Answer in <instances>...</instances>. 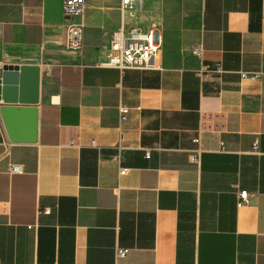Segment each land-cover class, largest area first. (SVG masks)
<instances>
[{"label":"crops","instance_id":"crops-1","mask_svg":"<svg viewBox=\"0 0 264 264\" xmlns=\"http://www.w3.org/2000/svg\"><path fill=\"white\" fill-rule=\"evenodd\" d=\"M124 12L86 0L72 51L62 0H0V66L40 67L0 101V264H264V0H145L152 69L104 64Z\"/></svg>","mask_w":264,"mask_h":264},{"label":"built area","instance_id":"built-area-1","mask_svg":"<svg viewBox=\"0 0 264 264\" xmlns=\"http://www.w3.org/2000/svg\"><path fill=\"white\" fill-rule=\"evenodd\" d=\"M123 11H129L133 16L144 8L145 0H119ZM86 0H62V10L70 21L65 26V46L68 50L77 51L83 47V31L85 22L83 15L85 12ZM163 39L157 25H151L143 28L140 25H132L122 20L120 27L108 33L107 59L106 66L116 67L121 70L125 68H145L152 69L156 65L152 62L162 49ZM193 52L199 57L203 54V46L201 44L193 47ZM215 72L221 73L222 68L217 67ZM243 77H248V73H242ZM252 77L259 78L260 73H252ZM121 120L127 119L129 112L128 107L121 106ZM255 144V148H256ZM124 147L119 145L117 153L113 159L117 163L122 162ZM192 160H198V154H192ZM10 171L13 173L21 172V167L17 164H10ZM128 168L120 165L119 174L127 173ZM250 196L247 190L238 192V206L248 203ZM45 212H49L48 209ZM127 249H118L117 257H124Z\"/></svg>","mask_w":264,"mask_h":264},{"label":"water","instance_id":"water-1","mask_svg":"<svg viewBox=\"0 0 264 264\" xmlns=\"http://www.w3.org/2000/svg\"><path fill=\"white\" fill-rule=\"evenodd\" d=\"M39 87L38 65L4 64L0 68V101L35 104L39 98Z\"/></svg>","mask_w":264,"mask_h":264},{"label":"rangeland","instance_id":"rangeland-1","mask_svg":"<svg viewBox=\"0 0 264 264\" xmlns=\"http://www.w3.org/2000/svg\"><path fill=\"white\" fill-rule=\"evenodd\" d=\"M93 12H96L97 17L100 18L101 22H104L107 26L110 27L111 25L115 24V21L113 20L112 9L109 6L103 4V2H101L100 7L93 9ZM123 19L126 23L132 25L137 24L144 26L146 22L143 12L136 13L132 16L129 11H125Z\"/></svg>","mask_w":264,"mask_h":264}]
</instances>
